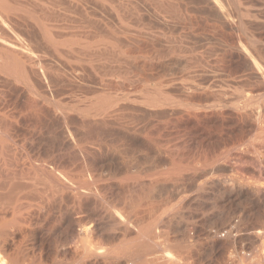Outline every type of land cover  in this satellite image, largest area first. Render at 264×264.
<instances>
[{"label": "bare ground", "instance_id": "obj_1", "mask_svg": "<svg viewBox=\"0 0 264 264\" xmlns=\"http://www.w3.org/2000/svg\"><path fill=\"white\" fill-rule=\"evenodd\" d=\"M244 241L264 0H0V264H241Z\"/></svg>", "mask_w": 264, "mask_h": 264}, {"label": "rangeland", "instance_id": "obj_2", "mask_svg": "<svg viewBox=\"0 0 264 264\" xmlns=\"http://www.w3.org/2000/svg\"><path fill=\"white\" fill-rule=\"evenodd\" d=\"M114 23H116L115 20H114ZM7 195H9V194L7 193ZM33 222H34V221H33ZM26 225H27V224H26ZM50 225H51V224H48L47 228H49ZM28 226H30V225H28ZM57 228H58V227H55V228L52 229L53 236H55V234L57 235V234L60 232L59 229H57ZM60 230H61V229H60ZM28 238H29V239H28ZM19 239H20V238H19ZM25 242H26L27 245L25 244ZM17 243H18V242H17ZM30 243H31V240H30V237L28 236V237H26V238L22 241L21 244H23L25 247H29V246L31 245ZM262 243H263V242H258V243L256 242V243H255V246H256V244H259L261 247H260V246L255 247V250H257V249H258V250H257L256 252L254 251V253H253L252 250H251V248H249V247L247 246L248 241H244V242H242L240 248L238 249V253H239L241 256L243 255V257H244V258L242 257V262H241V264H251V263H252V264H260V261H259L258 259H259L260 256H264V254H263V253H264V243H263V245H262ZM242 245H243V246H242ZM245 245H246V246H245ZM244 246H245V248H244ZM242 247H243V249H242ZM247 247H248L249 249H248ZM262 247H263V248H262ZM246 248H247V249H246ZM256 248H257V249H256ZM260 249H262L263 252L260 251V252H261V253H260V252H259ZM258 252L260 253L259 256H258V254H259ZM38 253H39V250L35 253L34 256H35L38 260L41 259L42 261H41V260L37 261V259L34 258V256H32V258H31V257L28 255V256L25 257V259L27 258L26 260H24V257H23V256H21V257L19 256L18 259H20V260L22 259V260H21V261H18V259H17L16 261H18V262H17V263H13V264H34V263H35V264H39V262H41L42 264H46V262H47V264H48L49 262H51V261H53V260L55 259V258H52L51 260L48 259L49 261L46 259V260L44 261L45 258L42 257L41 255H39ZM249 253H250V254H249ZM251 253H252V254H251ZM255 253H256V254H255ZM38 255H39L40 257H39ZM248 255H249V256H248ZM41 257H42V258H41ZM28 258H29V259H28ZM33 258L36 259V260H34ZM58 258H59V257H58ZM58 258H56V262H57V260H59V262L61 261V262L64 263V261L69 260V259H67V257H66V259L63 258L64 260H63V259L60 260V259H58ZM60 258H62V257H60ZM253 258H254V259H253ZM31 259H32L33 261H31V263H30V260H31ZM243 259H245V260H243ZM256 259H257V260H256ZM258 261H259V262H258ZM37 262H38V263H37ZM67 262H68V261H67ZM254 262H255V263H254ZM41 263H40V264H41Z\"/></svg>", "mask_w": 264, "mask_h": 264}]
</instances>
